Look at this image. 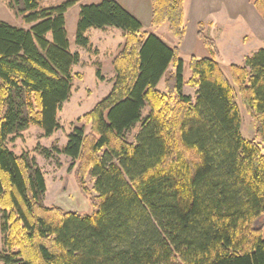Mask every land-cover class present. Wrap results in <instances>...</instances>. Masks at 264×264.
<instances>
[{
    "label": "trees",
    "instance_id": "obj_1",
    "mask_svg": "<svg viewBox=\"0 0 264 264\" xmlns=\"http://www.w3.org/2000/svg\"><path fill=\"white\" fill-rule=\"evenodd\" d=\"M185 1L152 0V25H167L175 46L117 0L80 7L77 45L91 46V28L115 27L125 37L112 61L111 91L53 149L74 160L96 209L81 216L46 205L36 158L8 145L33 125L46 137L62 128L58 113L80 62L66 13L78 0H9L29 27L0 21L1 264H264V48L227 74L200 23L198 38L211 55H192L185 81ZM251 2L264 18V0ZM97 76L104 79L100 67ZM165 76L167 91L159 90ZM185 84L197 87L195 98ZM237 95L253 121L251 139ZM139 123L131 142L127 134Z\"/></svg>",
    "mask_w": 264,
    "mask_h": 264
},
{
    "label": "rangeland",
    "instance_id": "obj_2",
    "mask_svg": "<svg viewBox=\"0 0 264 264\" xmlns=\"http://www.w3.org/2000/svg\"><path fill=\"white\" fill-rule=\"evenodd\" d=\"M66 0H43L44 6H58ZM77 8H72L68 15L67 29L70 34L71 50L78 52L80 55V62L74 66L73 72L75 74L72 95L70 99L63 104V107L58 113V118L62 126L53 135L44 136L43 130L38 126H31L18 136H11L8 141L9 147L16 153L22 154L29 152L31 156L35 157L37 163L45 173L47 182V191L45 196V203L48 206H59L66 211L78 213L81 216L92 214L95 212V207L89 197H87L80 189V185L76 178V166H73L74 160L65 154H56L53 150L55 146L63 147L68 141V135L72 132L74 126L78 123V119L82 118L88 113L101 99L109 94L113 85L114 69L112 61L119 48L114 47L113 43L119 44L116 39H102L95 41L89 48H84L76 44L74 34L77 29L78 13ZM11 21L15 24H26L19 17H11ZM121 33L123 40L124 35L121 29L115 28ZM165 42L172 44L176 42L167 26H163L156 32ZM93 38L94 35H93ZM195 55L198 58L210 57L211 53L208 48L201 41L197 42L194 49H189L181 54L184 59V79L189 81L192 77V71L189 67L191 56ZM222 67L226 73L229 74L230 64L222 58L220 60ZM100 67L104 75L101 80L97 76V68ZM171 70H174L171 67ZM165 76L158 85L159 90L167 91ZM187 83V82H186ZM197 87L190 84H185L184 92L192 95L194 98L197 94ZM238 104L242 114V132L246 138L251 139L254 136V126L250 115L243 107L239 95H237ZM149 112L147 106L143 115L146 116ZM141 129V123L137 124L127 134V139L131 142L137 141V135ZM42 148L53 150L54 156L46 158L42 154ZM89 188L93 194H97L94 190V177L90 173L86 177ZM3 251L2 233H1V210H0V253ZM1 264V262H0Z\"/></svg>",
    "mask_w": 264,
    "mask_h": 264
},
{
    "label": "crops",
    "instance_id": "obj_3",
    "mask_svg": "<svg viewBox=\"0 0 264 264\" xmlns=\"http://www.w3.org/2000/svg\"><path fill=\"white\" fill-rule=\"evenodd\" d=\"M102 0H78L66 13V22L72 8H77L78 20L82 4H97ZM131 14L137 17L148 32H156L162 28L152 25V0H117ZM185 8V37L179 45L181 54L195 49L198 38L200 23L206 26L207 35L214 39L220 51L219 59L224 58L229 64L244 65L247 57L264 48V18L258 12L251 0H186ZM11 17H18L9 7V0H0V21H4L20 27L28 25L15 24ZM168 28V27H167ZM77 31V29H76ZM76 31L74 39H76ZM91 44L102 39H118L119 44L113 43L114 47L120 48L125 37L115 27L106 29L91 28L86 32ZM93 35L95 38H93ZM124 35V34H123ZM158 35V34H157ZM70 36V34H69ZM159 36V35H158ZM96 39V40H95ZM70 40V39H69ZM176 40V39H175ZM70 44L72 46L71 40ZM177 41L169 44L175 46ZM193 55V54H192ZM115 74L113 75L114 78Z\"/></svg>",
    "mask_w": 264,
    "mask_h": 264
}]
</instances>
